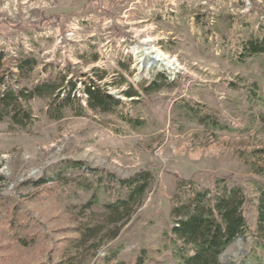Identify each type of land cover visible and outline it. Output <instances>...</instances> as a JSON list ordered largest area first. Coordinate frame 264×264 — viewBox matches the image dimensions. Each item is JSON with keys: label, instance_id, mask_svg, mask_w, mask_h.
Masks as SVG:
<instances>
[{"label": "rangeland", "instance_id": "rangeland-1", "mask_svg": "<svg viewBox=\"0 0 264 264\" xmlns=\"http://www.w3.org/2000/svg\"><path fill=\"white\" fill-rule=\"evenodd\" d=\"M263 36L264 0H0L8 84L44 91L21 100L26 125L0 121V264H178L167 246L173 206L213 183L219 192L220 177L249 197L264 185V52L240 56L243 40ZM148 47L171 67L139 62ZM25 58L36 62L19 72ZM90 80L122 104L90 108L81 92ZM129 87L133 97L122 93ZM185 103L226 128L191 119ZM67 160L119 177L153 171L115 238L127 212L106 207L114 197L101 190L88 203L93 189L77 183L98 175ZM176 174L193 183L178 186ZM247 215L251 230L219 264H264L255 204Z\"/></svg>", "mask_w": 264, "mask_h": 264}, {"label": "trees", "instance_id": "trees-1", "mask_svg": "<svg viewBox=\"0 0 264 264\" xmlns=\"http://www.w3.org/2000/svg\"><path fill=\"white\" fill-rule=\"evenodd\" d=\"M262 52H264V36L260 39H245L241 43L242 57ZM4 59V53L0 52V121L9 119L18 126H24L31 120V115L22 108L21 100H27L34 95L41 96L44 91L40 90L39 86H35L29 92L25 89L12 88L8 84V78L14 75V72L12 66H5ZM35 62L34 58H25L20 60L15 68L21 72L25 67L32 68ZM160 74L165 76L164 73ZM69 82L67 97H70L76 86L75 81ZM81 92L88 106L93 109L105 112L122 104L120 98L102 89L93 80L83 82ZM122 93L125 97H133L136 94L131 87ZM183 107L188 116L197 122L217 129L226 128L216 117L203 113V106L198 103L195 106L185 103ZM128 121L132 122L130 119ZM67 162L73 168L85 167L88 173L98 175L94 182L86 179L77 183V186L83 189H93V199L88 203L97 201V191L101 190L114 197V200L104 203L106 207L113 212L120 210L127 212L126 219H120L121 223L111 230L109 238H115L130 214L141 204L143 196L154 180L153 171L141 169L128 177H119L104 168L89 167L81 160H67ZM102 176L106 177L105 181H102ZM175 179L180 187L193 183L192 178L178 174L175 175ZM225 180L226 177L217 179V182L222 184L219 192L216 191L213 183L205 189L194 190L186 201L171 208L170 212L176 219L169 224L166 233L167 246L170 254L178 260V264H219V255L222 251L236 237L251 230L247 210L254 204L257 211L253 231L254 244L264 250V185H255V196L249 197L242 186L227 187ZM81 232V235L85 234L84 230Z\"/></svg>", "mask_w": 264, "mask_h": 264}, {"label": "bare ground", "instance_id": "bare-ground-1", "mask_svg": "<svg viewBox=\"0 0 264 264\" xmlns=\"http://www.w3.org/2000/svg\"><path fill=\"white\" fill-rule=\"evenodd\" d=\"M145 55H148V56L154 55L153 61L155 62V64H160L164 68H170L171 65L173 64L172 60L168 59L167 56L163 52H161L159 50L154 51L153 49H151L149 47L148 48H143L141 50V53L139 54V58H142Z\"/></svg>", "mask_w": 264, "mask_h": 264}, {"label": "water", "instance_id": "water-1", "mask_svg": "<svg viewBox=\"0 0 264 264\" xmlns=\"http://www.w3.org/2000/svg\"><path fill=\"white\" fill-rule=\"evenodd\" d=\"M150 59L153 61L154 59V55L150 56ZM142 59L139 58V62L141 61Z\"/></svg>", "mask_w": 264, "mask_h": 264}]
</instances>
